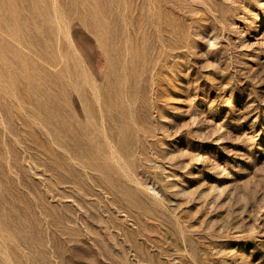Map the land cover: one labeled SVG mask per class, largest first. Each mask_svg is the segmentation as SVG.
Here are the masks:
<instances>
[{"label":"rangeland","instance_id":"374dc122","mask_svg":"<svg viewBox=\"0 0 264 264\" xmlns=\"http://www.w3.org/2000/svg\"><path fill=\"white\" fill-rule=\"evenodd\" d=\"M0 264H264V0H0Z\"/></svg>","mask_w":264,"mask_h":264}]
</instances>
